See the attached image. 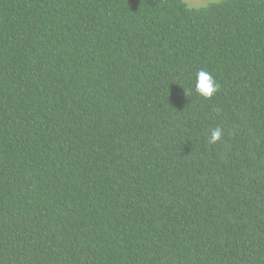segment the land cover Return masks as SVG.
I'll return each instance as SVG.
<instances>
[{
    "label": "trees",
    "instance_id": "obj_1",
    "mask_svg": "<svg viewBox=\"0 0 264 264\" xmlns=\"http://www.w3.org/2000/svg\"><path fill=\"white\" fill-rule=\"evenodd\" d=\"M0 264H264V0H0Z\"/></svg>",
    "mask_w": 264,
    "mask_h": 264
},
{
    "label": "clouds",
    "instance_id": "obj_2",
    "mask_svg": "<svg viewBox=\"0 0 264 264\" xmlns=\"http://www.w3.org/2000/svg\"><path fill=\"white\" fill-rule=\"evenodd\" d=\"M193 90L200 97H203L204 99H211L220 90V84L210 72L201 68L198 69L195 74L194 84L186 90L185 94L190 95ZM214 110L216 112L220 111L219 108H215ZM223 134V129L221 127L217 126L213 128L210 136L208 137V143H217L221 140Z\"/></svg>",
    "mask_w": 264,
    "mask_h": 264
},
{
    "label": "rangeland",
    "instance_id": "obj_3",
    "mask_svg": "<svg viewBox=\"0 0 264 264\" xmlns=\"http://www.w3.org/2000/svg\"><path fill=\"white\" fill-rule=\"evenodd\" d=\"M188 5L198 7L217 0H184Z\"/></svg>",
    "mask_w": 264,
    "mask_h": 264
}]
</instances>
